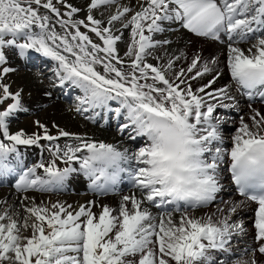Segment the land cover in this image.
I'll return each instance as SVG.
<instances>
[{
  "label": "snow or ice",
  "instance_id": "1",
  "mask_svg": "<svg viewBox=\"0 0 264 264\" xmlns=\"http://www.w3.org/2000/svg\"><path fill=\"white\" fill-rule=\"evenodd\" d=\"M85 8L84 18L76 19L83 9L68 0H0V181L18 176V199L0 197V264H264V114L253 109L251 123L241 118L225 146L221 125L237 101L227 87H213L221 75L216 65L223 63L237 91L264 102V0H88ZM109 9L114 14L97 18ZM174 24L197 37H223L225 60L197 52L186 65L178 63L183 53L150 63L152 50L170 43L154 36ZM242 42L250 46H237ZM6 50L53 62L52 87L78 90L76 113L115 120L130 146L121 151L63 129L53 135L40 121L35 125L42 133L13 134L11 118L26 109L23 89L13 92L6 82L15 71ZM61 139L62 145L52 143ZM41 141L51 145L49 158L25 170L19 146ZM227 166L242 201L220 199ZM77 171L94 188L115 185L127 172L137 194L98 214L95 205L36 199ZM245 201L257 205L254 244L242 258L218 261L212 253L229 252L234 237L247 234L239 220ZM214 202L215 212L203 219L187 214ZM181 204L177 220L173 213Z\"/></svg>",
  "mask_w": 264,
  "mask_h": 264
},
{
  "label": "bare ground",
  "instance_id": "2",
  "mask_svg": "<svg viewBox=\"0 0 264 264\" xmlns=\"http://www.w3.org/2000/svg\"><path fill=\"white\" fill-rule=\"evenodd\" d=\"M137 3L140 0H136ZM69 4L76 6L77 8L83 9L88 3V0H68ZM136 10H139L137 8ZM114 12L108 11L98 12L97 18H107L109 14ZM80 18H84L83 15ZM119 27V24L117 25ZM179 24L172 25L170 31H165L163 34H157L154 36L155 40L170 41L169 44L165 45L163 48H156L152 50V56L148 57V61L153 65H156L158 62L153 57L163 56L165 61L170 57L180 53H183L186 57L185 60L178 62L184 65L187 64L188 60L191 59V56L197 52L205 59L213 58L221 62L225 60L227 48L221 47L219 44L204 39H198L191 36L189 33L184 32L182 29L178 30ZM58 28V25H57ZM124 39L128 40L129 38V29H123ZM242 49H246L250 46L249 43H240L237 45ZM122 48L120 55H125L126 45L123 42L119 43V48ZM7 51V59L9 63L14 67L15 71L9 74L7 83L11 86V91L15 92L17 89H23L22 103L26 111H21L16 113L11 118L10 130L13 134L17 131L23 130L26 134L31 135L34 133H42V129H38L35 125L36 121L44 123L49 131L56 135L60 129L66 130L72 134H77L89 138L92 142L96 143H107L112 144L117 147L118 150H123L125 147L130 146V142L122 137L117 131V122L115 120H101L99 117L95 121L85 118V115L77 114L75 111V104L69 106L64 103V99H75L78 95V90L71 89H59L58 87H52L53 80H50V77H53V72L44 73V68L50 66L54 67L53 62L47 58L42 57L39 54H32L28 59H20L18 55L13 54L11 50ZM39 60V61H38ZM34 66L39 68L35 73L30 72L31 69L34 70ZM221 71L220 78L217 80V83L213 85L215 88L227 87L230 90V94L236 97L237 107L230 109L228 114H231L229 120L226 121H235L234 113L246 112L249 117L252 114L253 109L259 110L264 114V106H261L258 103L250 104L241 94L236 90L237 86L231 80L230 75L224 71L223 63L216 65ZM36 70V69H35ZM43 71V72H42ZM51 71V70H50ZM42 73V75H41ZM54 79V77H53ZM207 77L201 80L199 83L206 82ZM193 86L197 87L198 84L196 81H193ZM46 92H50L51 96L45 95ZM6 104L8 101L5 102ZM2 107V106H0ZM223 109H218L219 112H223ZM231 123V122H230ZM249 123L250 119H249ZM113 124V125H111ZM225 124V123H224ZM233 124V123H231ZM58 126V127H54ZM111 126L113 129H111ZM225 125H221L223 127ZM113 130V131H111ZM63 139L58 142L63 144ZM226 146L227 143H224ZM51 145L49 142L41 141L40 146H19V154L25 165V170L31 168L34 165L40 164L41 161H46L49 158V152L46 151ZM131 151V149H130ZM9 162L15 166L16 160L14 157H9ZM124 168H129L130 166L124 164ZM63 163L59 167H63ZM79 169V164L75 163L73 165ZM99 167V165H97ZM20 169H17L19 173ZM38 174L43 176V170L38 169ZM18 176H10L4 178L3 181H0V197L5 199L10 198L11 202H15L18 199V195L14 190V184ZM222 182L224 184V190L220 193V199L226 201H242L244 199L234 197L233 191L230 187L228 174L224 173L222 176ZM136 189L130 190L127 188V184L121 183L120 189L116 192L115 195L109 197H101L94 190L91 181L86 177L83 172L77 171L73 173L71 177L64 182L62 187L54 189L50 193H35L36 199L44 201L46 204L50 202L59 201L61 203L70 204L73 206L77 205H95L91 210L98 214L102 210V206H109L113 209H116L122 202L124 196L136 195ZM139 198V197H138ZM248 205L247 208L241 210L239 215V220L242 221L246 226V235H241L240 238L234 237L231 250L227 253L224 252H214V254L222 255L223 261L231 260V256L243 257L244 249L251 248L254 244L252 239V224L254 220V212L252 211L255 208L254 205L245 201ZM169 207L165 208L169 210ZM216 202L207 207L206 209L198 210L195 212H187L189 216H194L197 219H203L205 216L209 215L212 212H215ZM151 211L154 213L157 211L155 208H152ZM183 213V212H182ZM173 213L174 217L178 220L179 216L182 214ZM206 243V242H205ZM239 254V255H238Z\"/></svg>",
  "mask_w": 264,
  "mask_h": 264
},
{
  "label": "rangeland",
  "instance_id": "3",
  "mask_svg": "<svg viewBox=\"0 0 264 264\" xmlns=\"http://www.w3.org/2000/svg\"><path fill=\"white\" fill-rule=\"evenodd\" d=\"M57 7H60V5L58 4L57 5ZM41 11H44V10H41ZM113 10H111L110 9V12H112ZM86 12H87V8H83V11H80L79 12V15L76 17V19H81L80 18V16L81 15H83V17L85 16V14H86ZM81 31H83V32H87V29H84V28H82L81 29ZM93 38H95V36H94V34H92V33H89ZM99 42V41H98ZM122 50V48L120 47L119 48V51H121ZM39 61V60H38ZM36 69V70H35ZM38 70H40L39 68H37V67H35L34 66V70L33 69H31L30 70V72H32V73H35V72H37ZM51 70V71H50ZM43 72V71H42ZM51 73V72H53V68H50V66H46L45 68H44V73ZM48 73V74H49ZM65 101H63L64 103H66V104H68L69 106H71L72 104H74L75 102H76V100L75 99H71V98H67V99H64ZM228 116H229V119H230V117H231V114H228ZM234 118H236L235 119V121H230L231 123H233V124H231L229 121L227 122V124H226V122H225V124L223 123V125H225V126H223V127H221V130H222V132H221V134H222V137H223V140H224V143H227V145L228 144H230V142H231V137L235 134V131L238 129V127H239V125H240V119L241 118H243V119H245L247 122H249V115L245 112H241V115L239 114V113H237V114H235L234 113ZM228 119V120H229ZM251 122V121H250ZM111 125H113V124H111ZM114 128V127H113ZM112 128V126H111V129H113ZM111 131H113V130H111ZM226 145V146H227ZM220 195V194H219ZM241 236H238V238H240ZM246 249H248V248H246ZM246 249H244V251L246 250ZM212 255H214V257L216 258V260H218V261H223L224 259L222 258V255H220V254H214V253H212ZM232 257V256H231ZM238 257H240V256H233L232 257V260H235L236 258H238Z\"/></svg>",
  "mask_w": 264,
  "mask_h": 264
}]
</instances>
